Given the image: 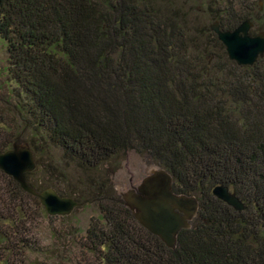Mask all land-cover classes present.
I'll return each mask as SVG.
<instances>
[{
	"label": "trees",
	"instance_id": "1",
	"mask_svg": "<svg viewBox=\"0 0 264 264\" xmlns=\"http://www.w3.org/2000/svg\"><path fill=\"white\" fill-rule=\"evenodd\" d=\"M160 1L0 0V153L26 143L44 188L99 213L81 238L58 239L69 248L39 252L43 262L32 264H264V57L238 67L209 28ZM223 1L214 17L221 30L244 21L258 30L263 0ZM215 47L223 61L209 60ZM130 152L168 172L175 194L198 201L174 250L140 227L114 190ZM68 171L81 189H70ZM33 175L26 181L40 192ZM9 181L11 191L0 189V264H30L24 199L39 203ZM216 186L246 209L214 198Z\"/></svg>",
	"mask_w": 264,
	"mask_h": 264
},
{
	"label": "water",
	"instance_id": "2",
	"mask_svg": "<svg viewBox=\"0 0 264 264\" xmlns=\"http://www.w3.org/2000/svg\"><path fill=\"white\" fill-rule=\"evenodd\" d=\"M252 28L250 21L242 22L232 31L221 30L218 21L209 26V30L223 46L228 61L238 67H251L264 57V31L251 35ZM35 168L34 155L26 143L13 144L10 149L0 153V172L10 177L22 192L35 197L46 215L69 216L78 207L74 199L61 197L50 188L36 192L28 185L25 176ZM172 182L171 175L164 169L149 166L147 175L136 188L118 192L114 187L123 206L129 210L137 224L169 250L175 249L178 234L190 228L198 210L196 197L175 194ZM211 194L235 212L246 209L225 186L214 187Z\"/></svg>",
	"mask_w": 264,
	"mask_h": 264
},
{
	"label": "rangeland",
	"instance_id": "3",
	"mask_svg": "<svg viewBox=\"0 0 264 264\" xmlns=\"http://www.w3.org/2000/svg\"><path fill=\"white\" fill-rule=\"evenodd\" d=\"M232 1V0H231ZM158 3H161L160 0H157ZM234 0L232 1V3ZM167 3V4H166ZM226 2L223 0H163L162 4L168 7V11L171 13L179 15H187L188 19L192 21V24L197 27V29L205 30L216 20L214 17H217L220 9ZM237 3V0H236ZM261 7L264 4V0L260 2ZM258 30L250 31L251 35H255L260 31H264V18H261L259 21ZM212 50V49H211ZM223 51L215 47L212 50V54L209 55V60L213 58H218L221 61L224 58ZM223 61V60H222ZM264 64V63H263ZM7 65V54L5 48V42L0 39V86L1 82L5 80V74L3 69ZM5 87H0V95L4 93ZM7 151V150H6ZM57 158V155L55 156ZM42 166H47L50 164L47 157L42 158ZM35 162V159H34ZM36 169V168H35ZM43 169V168H42ZM149 167H146L140 158L134 153H128L125 158L122 160L120 168L113 179V186L117 188V191H127L133 188H136L140 181L147 175ZM71 174V186L72 191L79 190L81 187L76 183V178L78 175H75L68 171ZM32 182L34 185H39L41 191L44 189H53L52 187L44 188L46 180L49 181L42 172H32ZM73 174V175H72ZM77 176V177H76ZM67 185V184H66ZM0 189L1 192L11 191L13 189L9 177L0 175ZM66 191L69 189L66 188ZM54 190V189H53ZM55 191V190H54ZM25 205L31 217L33 218L32 226L30 227V235L28 236L30 246L36 251V253H30L27 255V261L32 264L34 261L43 262L42 256L39 255V252H46L53 247H62L69 248L67 244L61 241H58L60 237H63L64 234L73 235L77 238L84 236L89 222L92 218L98 217L99 213L95 206L93 205H78L77 208L67 217H49L44 212L40 204L37 206L34 202L24 199ZM39 203V202H38ZM43 210V214L41 213ZM28 227V225H27ZM65 235V237H66ZM56 249V250H57Z\"/></svg>",
	"mask_w": 264,
	"mask_h": 264
}]
</instances>
